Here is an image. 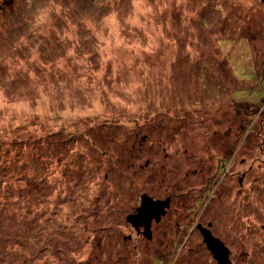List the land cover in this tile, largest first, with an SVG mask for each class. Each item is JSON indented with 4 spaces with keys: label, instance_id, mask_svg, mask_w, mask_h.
Instances as JSON below:
<instances>
[{
    "label": "rangeland",
    "instance_id": "rangeland-1",
    "mask_svg": "<svg viewBox=\"0 0 264 264\" xmlns=\"http://www.w3.org/2000/svg\"><path fill=\"white\" fill-rule=\"evenodd\" d=\"M263 89L264 0H0V264H216L219 162L212 232L264 264Z\"/></svg>",
    "mask_w": 264,
    "mask_h": 264
},
{
    "label": "flooded vegetation",
    "instance_id": "flooded-vegetation-1",
    "mask_svg": "<svg viewBox=\"0 0 264 264\" xmlns=\"http://www.w3.org/2000/svg\"><path fill=\"white\" fill-rule=\"evenodd\" d=\"M233 154L235 155V153L230 152V156H233ZM235 165L236 164L234 162H231V163L219 162L218 166H217V170L219 171L220 169H222L225 171V169H227V171H228L227 172L228 173L227 178H225V180H223L221 178H217L219 172L216 171V174H215L216 178H214V179H207L206 178L203 182V185H201V187L199 188V193H200V197L202 200L201 205H203V207L205 208V211L207 209V202L209 200H212V201L217 200L218 203H220L224 207H226L224 210V214H218L217 218L215 220L208 221L207 225L203 226L200 222H197V224H196L197 229H198V226L200 224V226L203 227L204 231H206V230L209 231L211 236L216 238L221 243V245L225 249V261H227V257H229L232 264H233V259L231 257L232 250H231L230 244L224 240V235L222 236L218 233H216V234L213 233L211 227L212 226L218 227V225H222L224 227L230 228V230H232V232H233V229L238 228L237 227L238 213L236 215H234V212H232V207H233V205H235V201L238 198L237 194H234V189L236 187L234 186L233 182L231 181L232 179L235 178V174L233 173V171H235ZM258 165H259V163L250 164L248 166V169H247L248 172L245 173V176H247V175L251 176L253 174L255 175V171H256L255 166H258ZM262 165L264 166V162L262 163ZM245 176H244V178L241 177L239 179L238 183L240 186H242L244 184V181H246ZM248 187L254 189L253 183H250V185ZM222 195L226 196L224 200L228 199L227 200L228 205L224 202H222V203L219 202V199L222 198ZM247 196H248V194H245V197H247ZM214 197L216 199H214ZM248 206H251V208L255 207L251 202L249 203ZM257 217H258V221H259L258 226L254 225L255 224L254 220H250V227H252L254 230L264 232V215H258ZM219 221H221V222H219ZM218 228H220V227H218ZM232 232L227 233V235H230V234L233 235L235 233V232L234 233H232ZM221 234H222V232H221ZM202 241H203V244L205 245V248L207 249L208 246H207L206 238L205 239L202 238ZM207 250L210 253V255L213 256V258L215 259V263L217 264L218 263L217 257H214V255L212 254V252L209 249H207Z\"/></svg>",
    "mask_w": 264,
    "mask_h": 264
},
{
    "label": "water",
    "instance_id": "water-1",
    "mask_svg": "<svg viewBox=\"0 0 264 264\" xmlns=\"http://www.w3.org/2000/svg\"><path fill=\"white\" fill-rule=\"evenodd\" d=\"M142 206L138 210L137 214L134 215H129L127 219L129 221H132L134 223H140V222H145L148 221L147 224L145 225L146 232L145 234L149 236V221L152 217H160L159 212L163 211L162 209L164 206L167 204V201H154L147 195H142ZM206 241H207V246L208 249L212 252L214 257H217L218 259V264H228V260H225V249L221 245V243L214 237L211 236V234H206L205 235ZM221 261V262H220Z\"/></svg>",
    "mask_w": 264,
    "mask_h": 264
},
{
    "label": "clouds",
    "instance_id": "clouds-1",
    "mask_svg": "<svg viewBox=\"0 0 264 264\" xmlns=\"http://www.w3.org/2000/svg\"><path fill=\"white\" fill-rule=\"evenodd\" d=\"M57 13H59V6L57 5L56 6V9ZM51 11V9H48V8H45L43 10H41L37 16V22H40L42 20H44L47 16H48V13Z\"/></svg>",
    "mask_w": 264,
    "mask_h": 264
},
{
    "label": "trees",
    "instance_id": "trees-1",
    "mask_svg": "<svg viewBox=\"0 0 264 264\" xmlns=\"http://www.w3.org/2000/svg\"><path fill=\"white\" fill-rule=\"evenodd\" d=\"M234 91H235V89H234ZM261 97H264V89H263V91H262V96H261ZM65 153H67V151H65ZM232 153H234V152L232 151ZM35 156H36V159H35V160H39V159H40V155H39L38 153H36ZM10 160H11V159H10ZM15 161H17V160H15ZM15 161L10 162V163L14 164ZM12 164H11V165H12ZM11 165H10V166H11ZM14 165H15V164H14ZM5 187H6V185H5V186H2V188H1V187H0V188L3 189V188H5ZM9 213H10V212H9ZM203 246L205 247L204 244H203ZM205 249H206V248H205ZM207 249H208V248H207ZM207 249H206V250H207ZM207 251H208V250H207ZM213 259H214V258H213ZM227 260H228V264H232L231 261H230V259H229V257H227ZM217 264H218V263H217Z\"/></svg>",
    "mask_w": 264,
    "mask_h": 264
}]
</instances>
